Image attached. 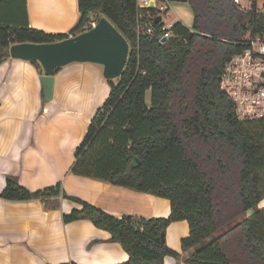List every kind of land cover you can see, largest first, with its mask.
<instances>
[{
    "label": "trees",
    "instance_id": "obj_1",
    "mask_svg": "<svg viewBox=\"0 0 264 264\" xmlns=\"http://www.w3.org/2000/svg\"><path fill=\"white\" fill-rule=\"evenodd\" d=\"M188 1L192 31L177 21L165 42L159 41L161 24L151 35L138 30L136 0H77L80 16L68 31L80 32L95 12L129 43L123 71L116 84L105 79L109 93L74 148L68 172L165 198L169 215L116 217L67 195L61 182L29 190L11 175L0 198L40 199L45 207H57L58 198L79 203L62 221L87 219L106 230L109 241L128 254L118 264H163L166 256L179 257L162 237L180 220L189 225L182 251L195 248L187 264H264V206L258 207L264 199V119L239 120L219 87L225 61L246 47L243 36L264 37V12L257 11V0L247 11L233 0ZM67 33L30 27L26 0H0V64L13 43L55 42ZM31 63L42 72L37 61Z\"/></svg>",
    "mask_w": 264,
    "mask_h": 264
},
{
    "label": "crops",
    "instance_id": "obj_2",
    "mask_svg": "<svg viewBox=\"0 0 264 264\" xmlns=\"http://www.w3.org/2000/svg\"><path fill=\"white\" fill-rule=\"evenodd\" d=\"M26 12L30 27L49 33H67L80 16L77 0H26ZM87 65L72 63L54 73L53 96L46 102L39 80L42 72L31 61L8 56L0 64V192L8 175L29 190L61 182L67 195L116 217H167L170 202L165 198L68 172L74 148L110 90L98 79L97 70ZM58 202L57 207H45L40 199L0 198V264H118L127 260L121 245L110 242V234L90 220L62 221L63 214L80 208L79 203L66 198ZM260 203L262 208L264 202ZM188 234L187 221L171 222L165 242L179 255L185 254L193 250L181 249V239ZM163 264L178 263L166 256Z\"/></svg>",
    "mask_w": 264,
    "mask_h": 264
},
{
    "label": "built area",
    "instance_id": "obj_3",
    "mask_svg": "<svg viewBox=\"0 0 264 264\" xmlns=\"http://www.w3.org/2000/svg\"><path fill=\"white\" fill-rule=\"evenodd\" d=\"M170 1L136 0L138 30L151 35L154 33V25L161 24L162 34L159 41L162 37L166 40L173 37L171 28L178 20L165 24L163 19V16L168 17ZM233 1L243 11L251 9L252 0H248L247 4H241L240 0ZM257 8V11L264 12V0H257ZM158 16L160 20L155 23ZM98 19L95 12H89L80 27V32L76 34L68 32L67 38L95 27ZM242 39L245 40L246 47L225 61L219 77V87L232 99L239 120L264 119V37L249 34Z\"/></svg>",
    "mask_w": 264,
    "mask_h": 264
},
{
    "label": "water",
    "instance_id": "obj_4",
    "mask_svg": "<svg viewBox=\"0 0 264 264\" xmlns=\"http://www.w3.org/2000/svg\"><path fill=\"white\" fill-rule=\"evenodd\" d=\"M186 2L188 0H174ZM160 17L155 19L159 22ZM206 36V34H204ZM161 42L166 38L162 37ZM8 56L23 61H37L42 74L39 76L43 99L48 102L53 96L54 73L71 63H94L102 66L104 79L120 77L125 66L129 43L105 16H100L97 25L73 37L55 42L13 43L6 49ZM165 240V237H162Z\"/></svg>",
    "mask_w": 264,
    "mask_h": 264
},
{
    "label": "rangeland",
    "instance_id": "obj_5",
    "mask_svg": "<svg viewBox=\"0 0 264 264\" xmlns=\"http://www.w3.org/2000/svg\"><path fill=\"white\" fill-rule=\"evenodd\" d=\"M242 1H245V0H242ZM241 4H243V3H241ZM167 14H168V17L163 16V19L165 21V24H167L170 21H177L178 20L184 26H186L187 28H189L190 30L193 29V24H194V9H193L192 4L189 1L181 2V1L171 0L170 1V9L168 10ZM75 64H79V63H75ZM80 64H82V66H85V64H88L87 66H92L93 68H95L97 70L98 79L100 80V82H102L105 86H109V84L107 83V81L102 76V66H100L98 64H94V63H88V62H86V63H80ZM69 66H70V64H68L66 66H63L61 68L64 69V68H67ZM113 82H114V84H116L117 83V78H114L113 79ZM145 99H146V101L148 103V101H149V91L146 92ZM263 202L260 203V204H263ZM210 239H212V237L207 238V241H209ZM192 249H193L192 251L195 250V248H192ZM187 251H189V250H187ZM192 251L186 252L185 254H181V255H179V257L174 258V260L178 264L181 263V262H184L185 264H187L185 262V259L190 255V253H192Z\"/></svg>",
    "mask_w": 264,
    "mask_h": 264
}]
</instances>
